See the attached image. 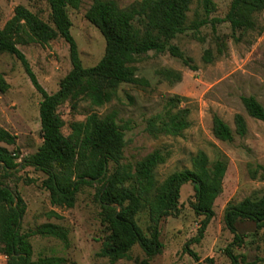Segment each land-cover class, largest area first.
I'll use <instances>...</instances> for the list:
<instances>
[{
  "label": "rangeland",
  "instance_id": "374dc122",
  "mask_svg": "<svg viewBox=\"0 0 264 264\" xmlns=\"http://www.w3.org/2000/svg\"><path fill=\"white\" fill-rule=\"evenodd\" d=\"M114 1L121 8H126L140 0ZM231 3V0H212L211 14L208 15L203 1L193 0L189 20L225 18ZM92 4L93 0H82L78 10L68 9L71 34L86 68L96 66L106 48L100 31L86 19ZM18 5H24L44 21H50V8L44 0H0V29L14 16ZM252 20L251 28L234 37L229 23L218 24L215 32L208 25L198 34L190 32L179 36L174 43L186 58L191 59V65L197 70H192L170 54L150 52L137 64L138 75L147 80V86L123 84L116 97L103 107H95L89 100L81 99L76 108L70 102L59 108L65 122L62 130L65 136L72 133L73 124L85 122L92 114L104 117L117 112V121L124 127L127 142L123 163L135 165L150 153L160 150L167 156V161L155 171L159 183L175 172L191 169L192 158L200 151L208 155L211 163L220 158L227 159L223 192L215 202V215L203 238L200 242H191L198 237L204 217L196 215L193 210L195 191L188 183L181 188L178 212L162 218L159 223V240L163 248L150 264H196L195 257L185 249L187 244L201 261L214 258L215 264H231L225 249L233 242L234 235L226 227L225 209L230 203H239L247 197L264 193L260 172L254 178L259 167L264 166V122L250 117L241 100L243 96H254L264 107V11L255 12ZM19 49L28 58L40 85L49 94L56 93L60 81L72 69L68 43L58 38L47 44H21ZM207 50L213 57L211 63L204 59ZM0 65L10 85L5 96L9 107L8 130L17 136L15 146H5L11 152L20 153V162L36 153L42 145L40 103L43 98L16 57L1 55ZM167 71L179 73L181 80L168 75ZM175 97L182 100L173 112L187 110L191 126L178 137L150 135L146 130L148 122L158 115L164 116L170 108V100ZM237 114L247 122V135H236L232 143L217 139L213 134L214 116L222 118L235 132ZM45 178L42 172L26 167L15 177L6 179L26 205V214L21 221L22 232L45 223L61 225L69 231L68 247L53 238H32V260L57 256L65 258L66 264H111L99 256L106 237L100 216L102 209L97 199V189L101 185L82 187L74 208H56L50 203L49 192L41 186ZM52 210L61 218L49 217ZM136 222L150 238L153 222L149 211L138 213ZM237 227L246 236L245 245L234 249L235 255L240 257V264H264V229L257 230L248 222L239 223ZM145 257L142 248L136 245L129 259L116 264H137ZM7 261L8 258L0 253V264H7Z\"/></svg>",
  "mask_w": 264,
  "mask_h": 264
},
{
  "label": "trees",
  "instance_id": "16d2710c",
  "mask_svg": "<svg viewBox=\"0 0 264 264\" xmlns=\"http://www.w3.org/2000/svg\"><path fill=\"white\" fill-rule=\"evenodd\" d=\"M44 1L50 8L49 22L24 5H18L14 16L0 29V56L16 57L43 98L40 103L43 142L37 152L19 162V152L0 147V253L8 258L7 264H66L65 258L57 256L32 260V238H53L68 247L69 231L61 225L45 223L22 232L21 221L26 214V205L6 179L15 177L26 167L46 176L41 186L49 192L50 203L56 208H74L82 187L101 185L97 189V199L102 209L100 216L106 237L99 256L111 264L129 259L136 245L146 256L137 264H150L155 256L161 254L163 245L159 240V223L162 218L178 212L181 188L188 183L195 191L193 210L196 215L204 217L198 237L191 240L200 242L215 215V202L223 192L228 170L225 157L211 163L208 155L200 151L192 158L191 169L175 172L159 183L155 171L167 161V156L160 150L150 153L135 165L123 163L127 142L124 127L117 121V112L104 117L92 114L85 122L73 124L72 133L65 136L62 132L65 122L59 108L67 102L76 108L81 99L89 100L95 107H103L116 97L123 84L147 86V80L138 75L137 64L150 52L170 54L192 70H197L174 41L190 32L198 34L208 25L215 32L217 25L222 23L230 24L234 37L252 27V15L264 11V0H231L225 18L193 21L189 20L193 0H140L126 8H121L114 0H93L86 19L100 31L106 48L101 61L90 68L84 67L80 59L68 14L69 8L78 10L82 0ZM202 1L206 13L211 14L212 0ZM58 38L69 45L72 69L60 81L59 90L49 94L40 85L19 45L47 44ZM204 59L206 63L213 61L210 50L206 51ZM166 73L181 80L179 73ZM9 89L10 85L0 75V93ZM181 100L180 97L172 98L164 116L158 115L148 122L146 130L150 135L178 137L191 126L187 110L173 112ZM241 100L250 117L264 122V107L254 96H243ZM234 122L235 132L222 118L214 116V136L228 143H232L236 135L245 137L248 133L245 118L237 114ZM0 143L15 146L17 136L0 127ZM259 172L260 179L264 181V166L259 167L254 178ZM144 210L149 211L153 222L150 238L136 222V216ZM48 216L61 218L54 210ZM224 220L234 235L225 254L231 264H240V257L235 255L234 249L245 245L246 236L239 232L237 225L248 222L257 230L264 229V193L228 204ZM185 249L195 257L196 264H215L214 258L201 261L189 249V244Z\"/></svg>",
  "mask_w": 264,
  "mask_h": 264
},
{
  "label": "crops",
  "instance_id": "0c3cea01",
  "mask_svg": "<svg viewBox=\"0 0 264 264\" xmlns=\"http://www.w3.org/2000/svg\"><path fill=\"white\" fill-rule=\"evenodd\" d=\"M5 70L2 68V65H0V75L4 76ZM5 80L6 77L4 76ZM8 83V81H6ZM9 84V83H8ZM7 93V92H6ZM6 93H0V127L9 131L8 130V120H9V115H8V100H5ZM10 132V131H9ZM6 144L0 143V147H6ZM7 148V147H6Z\"/></svg>",
  "mask_w": 264,
  "mask_h": 264
},
{
  "label": "water",
  "instance_id": "95a60500",
  "mask_svg": "<svg viewBox=\"0 0 264 264\" xmlns=\"http://www.w3.org/2000/svg\"><path fill=\"white\" fill-rule=\"evenodd\" d=\"M18 203V200H16V204Z\"/></svg>",
  "mask_w": 264,
  "mask_h": 264
}]
</instances>
